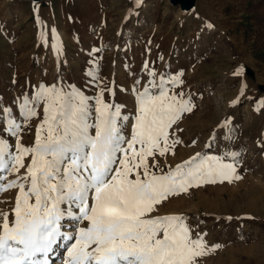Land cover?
<instances>
[{"label": "rangeland", "instance_id": "rangeland-1", "mask_svg": "<svg viewBox=\"0 0 264 264\" xmlns=\"http://www.w3.org/2000/svg\"><path fill=\"white\" fill-rule=\"evenodd\" d=\"M58 42L59 58L53 47ZM93 60L97 82L87 76ZM145 64L158 76L182 72L176 90L195 104L178 124L183 143L175 156L158 157L160 165L174 167L197 152H235L242 177L171 197L159 214H182L194 234L205 233L209 245H221L202 258L204 264H264V107L257 110L264 100V0H197L187 15L170 0H147L140 7L128 0H0L4 106L37 85L60 84L90 97L99 88H113L114 102L134 113L133 88L150 78ZM110 98L105 92V100ZM39 123L34 119L25 128L23 144H33ZM130 130L129 124L126 134ZM16 194L0 195V211L11 213Z\"/></svg>", "mask_w": 264, "mask_h": 264}, {"label": "snow or ice", "instance_id": "snow-or-ice-1", "mask_svg": "<svg viewBox=\"0 0 264 264\" xmlns=\"http://www.w3.org/2000/svg\"><path fill=\"white\" fill-rule=\"evenodd\" d=\"M41 41L48 42L43 32ZM53 47L59 58L62 46ZM93 65L87 76L97 82ZM144 69L150 78L133 88L134 113H125L106 87L90 97L74 85L40 84L10 105L0 101V195L17 192L11 213L0 211V264H54L61 247L62 264H204L221 247L194 234L188 217L159 210L193 188L240 180L238 154L197 152L161 166L158 157L175 156L183 143L178 124L195 104L176 90L182 72ZM258 104L259 111L264 100ZM34 119V142L25 145Z\"/></svg>", "mask_w": 264, "mask_h": 264}, {"label": "water", "instance_id": "water-1", "mask_svg": "<svg viewBox=\"0 0 264 264\" xmlns=\"http://www.w3.org/2000/svg\"><path fill=\"white\" fill-rule=\"evenodd\" d=\"M10 1H15V0H10ZM20 1H26V2H43V1H50V0H20ZM133 2L135 5H137L135 3V0H128ZM147 0H141V3L137 6H142L143 3H145ZM171 5L175 6V7H180L181 12L184 15L189 14L191 11H193L196 8L197 5V0H170ZM260 90L262 92H264V86H260Z\"/></svg>", "mask_w": 264, "mask_h": 264}, {"label": "bare ground", "instance_id": "bare-ground-1", "mask_svg": "<svg viewBox=\"0 0 264 264\" xmlns=\"http://www.w3.org/2000/svg\"><path fill=\"white\" fill-rule=\"evenodd\" d=\"M223 103V102H222ZM221 104V103H220ZM67 224V221L65 222ZM63 247H61V249L59 250V253L58 255L56 256H53L51 259L54 261V264H62L63 262V259L65 258L66 254L63 252L62 255H61V251H62ZM57 256L59 258H57Z\"/></svg>", "mask_w": 264, "mask_h": 264}]
</instances>
